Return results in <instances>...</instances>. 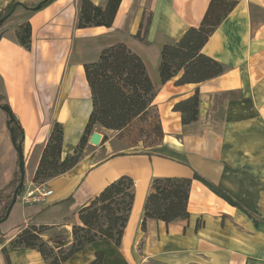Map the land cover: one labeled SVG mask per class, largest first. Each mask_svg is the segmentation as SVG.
Masks as SVG:
<instances>
[{
  "label": "crops",
  "instance_id": "1",
  "mask_svg": "<svg viewBox=\"0 0 264 264\" xmlns=\"http://www.w3.org/2000/svg\"><path fill=\"white\" fill-rule=\"evenodd\" d=\"M11 1L38 0H0V12ZM92 1L103 6L107 2ZM236 1L203 47L224 64L225 72L184 84L175 83L178 77L162 82V48L187 27L199 26L211 0H121L111 27H78L80 0L15 9L0 27V102L7 101L24 132L26 177L14 205L20 204V221L4 226L13 207L0 224V264H7L4 247L12 264H48L37 249L11 245L30 224L21 223L32 217L37 225L49 227L43 237L50 244L68 246L73 226L81 223L78 210L123 175L134 180L135 198L121 245L101 238L64 264H87L98 251L104 255L103 264H264V0ZM148 18L142 41L135 35L141 26L144 31ZM25 21L32 26L30 47L15 35ZM118 42L126 43L146 64L156 90L162 143L152 154L114 155L108 138L115 131L95 129L103 136L101 144L88 141L73 168L35 183L54 122L64 125L63 156L80 143L92 110L84 66ZM197 88L198 119L184 124L175 105ZM8 120L0 111V187L11 179L17 155ZM102 150L107 155L98 159ZM164 176L192 179L190 217L170 223L148 218L142 225L152 180ZM36 188L53 192L38 201H24L23 195Z\"/></svg>",
  "mask_w": 264,
  "mask_h": 264
},
{
  "label": "trees",
  "instance_id": "2",
  "mask_svg": "<svg viewBox=\"0 0 264 264\" xmlns=\"http://www.w3.org/2000/svg\"><path fill=\"white\" fill-rule=\"evenodd\" d=\"M52 1H11L1 10L0 19L9 13L12 14L17 7L31 9L37 4L44 7ZM120 2L121 0H107L103 6L95 4L92 0H80L78 27H111ZM236 3V0H211L199 26L187 27L179 37L172 38L163 45L159 66L163 83L176 77V84L200 83L225 72L224 64L204 53L203 47ZM149 25L150 18L144 31L142 32L141 26L135 37L145 41ZM15 35L22 45L30 47L31 23L25 21L19 24ZM84 68L92 98V110L84 134L76 149L63 156L64 125L58 121L54 122L33 176L35 183H44L73 168L80 161L84 147L95 129L114 130L116 137L131 148L116 151L114 155L127 152L152 154L154 148L163 141L160 110L154 102L156 90L146 64L137 52L126 43L118 42L105 47L98 59L86 63ZM0 103L8 105L7 101ZM199 106L200 92L197 88L194 95L178 102L175 109L181 111L182 122L188 124L198 119ZM9 129L13 131L17 143L22 141L24 132L16 119L11 122ZM19 181L17 154L12 178L0 188V219L6 214ZM191 184L192 179L189 177H155L144 204L142 225H145L148 218L166 223L189 218L188 199ZM23 188L24 185L19 195ZM134 198V180L128 175H123L109 183L78 210L81 223L73 226V240L70 245L55 247L50 244L43 237L49 227L37 225L32 222V217L19 224L24 226L27 222L30 223L23 227L10 243L13 247L37 249L48 264H64L74 253L101 238H109L121 245ZM3 250L7 264H12L7 248L4 247ZM103 258V253L98 251L95 258L87 264H103Z\"/></svg>",
  "mask_w": 264,
  "mask_h": 264
},
{
  "label": "water",
  "instance_id": "3",
  "mask_svg": "<svg viewBox=\"0 0 264 264\" xmlns=\"http://www.w3.org/2000/svg\"><path fill=\"white\" fill-rule=\"evenodd\" d=\"M41 7V4H37L36 6L32 7L31 9L37 10ZM11 14L9 13L8 15L2 17L0 19V27L2 26L3 22L10 16ZM0 108L2 110H4L5 112H7V114L9 115V120H8V125L10 126L12 121H15V116L12 113L10 107L7 104H0ZM12 132V140L13 143L15 145L17 154H18V164H19V171H20V181L17 185V187L15 188L14 194H13V199L7 209V212L5 214V216L3 218L0 219V224L4 221H6L11 213V210L13 209L15 203L18 200L19 197V191L21 190L22 186L24 185L25 182V177H26V165H25V154H24V149H23V143L22 141H20L19 143L16 142L15 137L13 135V131ZM103 139V136L100 132L98 131H94L89 139V142L93 145H99L101 144Z\"/></svg>",
  "mask_w": 264,
  "mask_h": 264
},
{
  "label": "rangeland",
  "instance_id": "4",
  "mask_svg": "<svg viewBox=\"0 0 264 264\" xmlns=\"http://www.w3.org/2000/svg\"><path fill=\"white\" fill-rule=\"evenodd\" d=\"M0 111H2L1 109H0ZM98 130V129H97ZM99 131V130H98ZM113 137H109L108 138V143H109V149H110V151H112V152H116V151H119V150H131V148H129L122 140H120V139H118L117 137H116V132L115 133H113V135H112ZM97 146V145H96ZM90 150H92V148H89L88 149V151H90ZM99 154H98V156H97V158L98 159H100V158H103L104 156H106L107 155V153H106V151H100V152H98ZM14 166H15V162H14ZM14 171V170H13ZM13 175V174H12ZM12 178V177H11ZM11 180V179H10ZM9 180V181H10ZM8 181V182H9ZM7 182V183H8ZM6 183V184H7ZM6 184H4V185H6ZM4 185H2L1 187H3ZM0 187V188H1ZM19 198V197H18ZM22 217V212H21V209H20V204H16V206L14 207V209H13V211H12V213H11V215H10V217H9V219L5 222V224H4V226L6 227V226H11V224H14V223H16V222H18V220L20 219ZM20 221V220H19ZM12 228H15V227H10V230L12 229Z\"/></svg>",
  "mask_w": 264,
  "mask_h": 264
},
{
  "label": "built area",
  "instance_id": "5",
  "mask_svg": "<svg viewBox=\"0 0 264 264\" xmlns=\"http://www.w3.org/2000/svg\"><path fill=\"white\" fill-rule=\"evenodd\" d=\"M53 191L48 189H32L27 191L24 195H23V199L24 201L27 202H31V201H38L41 200L42 197L46 196V195H50Z\"/></svg>",
  "mask_w": 264,
  "mask_h": 264
}]
</instances>
